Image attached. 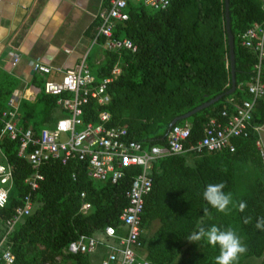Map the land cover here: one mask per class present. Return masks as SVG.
<instances>
[{"label":"trees","instance_id":"obj_1","mask_svg":"<svg viewBox=\"0 0 264 264\" xmlns=\"http://www.w3.org/2000/svg\"><path fill=\"white\" fill-rule=\"evenodd\" d=\"M224 4L225 0H168L164 8L156 9L141 0L128 2L127 18L114 24L112 35L128 37L136 48L103 49L104 60L93 72L95 81L108 75L116 60L121 69L106 86L108 102L99 105L89 100L83 106V120L96 122L97 112L106 110L108 123L125 126L128 138L163 142L174 117L223 93L212 104L174 122L190 124L185 146L194 143L209 117L219 116L222 108L231 109L248 97L246 84L253 75L252 51L241 45L239 34L253 21L264 19L262 2L227 0L235 78V88L227 94L224 91L231 86V72ZM97 40L102 42L103 37ZM42 81L33 79L38 86ZM11 90L0 96V107H4ZM57 96L40 91L32 99L21 97L17 126H30L37 132L42 126L54 125L56 117L64 114L56 104ZM262 98L256 100L252 111L255 124L264 121ZM256 136L249 130L246 136L231 138L232 150L171 155L152 162L151 189L144 195L141 212L139 257L152 264H214L218 248L186 238L201 226L215 224L232 228L246 246L236 264H264V231L255 228L256 219L264 216V170L254 145ZM0 148L12 169L7 199L0 207V264H4L1 254L5 248L13 254L10 264H99L103 248L69 252L67 243L79 234L98 233L106 224L120 232L118 215L127 204L124 191L136 168H128L124 176L111 183L90 178L81 161L70 159L61 164L49 160L38 167L43 178L30 191L23 180L33 169L17 154V140L2 135ZM218 183L225 185V193H232L227 214L203 199L205 187ZM241 184L243 190L238 193ZM28 192L32 200L28 214L8 225L5 220ZM82 201L89 202L85 211L80 209ZM241 201L247 204L243 212L234 207ZM246 217H251L247 224ZM154 222L156 226L151 229Z\"/></svg>","mask_w":264,"mask_h":264},{"label":"built area","instance_id":"obj_2","mask_svg":"<svg viewBox=\"0 0 264 264\" xmlns=\"http://www.w3.org/2000/svg\"><path fill=\"white\" fill-rule=\"evenodd\" d=\"M138 0H109L108 5L97 14L98 23L91 43L100 42L103 49L117 51L122 48L134 51L135 44L126 36L114 37L112 29L115 21L127 18L126 4ZM153 8H164L168 0H141ZM264 8V0H261ZM240 43L252 51L253 75L246 84L247 98L232 105L231 109L222 108L219 116H211L204 123L202 135L194 143L186 145L190 133V124L173 123L165 133L163 142L143 143L127 137L125 126L109 124V112L100 110L98 120L83 121L82 106L89 100L97 104H106L109 94L107 84L120 72L121 64L116 60L108 75L95 81L86 62V54L81 56L73 65L64 69L57 79H43L41 85H32L33 93L44 92L58 95L56 103L67 114L59 117L53 127H43L37 132L30 126L22 128L16 124L17 103L21 95L18 89H12L4 107H0V136L18 142L17 154L26 158L32 173L24 178L29 190H35L43 175L38 167L49 160H58L61 164L73 159L86 165L88 176L98 180L116 182L126 174L128 168H136L130 176L129 184L124 195L127 204L118 215L120 232L112 224H106L95 234H79L67 243L69 252H94L101 247L103 256L99 264H152L149 260L137 254L140 245V220L144 203V195L151 189L150 169L152 162L171 155L193 154L200 155L209 152L232 150L230 139L236 136H246L248 131L255 133L259 124L252 122V111L256 100L264 95V82L261 80L264 63V19L253 21L240 34ZM10 64L15 65L19 56L10 52ZM28 66L42 74H48L50 67L38 57L30 58ZM11 165L6 160L0 148V207L7 199L11 185ZM79 195L84 196L80 191ZM32 205L30 192L22 197L11 216L5 221L12 224L20 216L28 214ZM89 202L82 201L80 209L85 211ZM3 263L10 264L13 254L5 248L1 254ZM164 264V263H163Z\"/></svg>","mask_w":264,"mask_h":264},{"label":"crops","instance_id":"obj_3","mask_svg":"<svg viewBox=\"0 0 264 264\" xmlns=\"http://www.w3.org/2000/svg\"><path fill=\"white\" fill-rule=\"evenodd\" d=\"M108 3L109 0H0V96L8 88H15L21 93L19 99H32L36 94L31 89L34 78L57 79L84 54L90 71L92 64L100 65L104 60L103 47L99 41L91 43V39L97 14ZM92 48L95 53L90 59ZM10 52L19 56L15 65L10 64ZM34 57L50 67L48 74L28 66L27 61ZM63 111L55 122L67 114ZM256 135L254 145L260 156V169L264 170V121Z\"/></svg>","mask_w":264,"mask_h":264},{"label":"clouds","instance_id":"obj_4","mask_svg":"<svg viewBox=\"0 0 264 264\" xmlns=\"http://www.w3.org/2000/svg\"><path fill=\"white\" fill-rule=\"evenodd\" d=\"M223 183L208 184L203 191V199L212 208L218 212L227 214L230 209L229 205L233 203L232 193H225ZM238 211L243 212L247 207L246 202L241 201L238 205H234ZM205 211H207L205 209ZM251 217H246L244 223H249ZM255 228L264 231V216L256 219ZM189 242L203 241L209 247L218 248L219 254L214 257V264H236L239 257L244 254L247 249L242 243L240 237L232 229H222L221 227L213 224L208 228L199 227V229L190 234L186 238Z\"/></svg>","mask_w":264,"mask_h":264},{"label":"water","instance_id":"obj_5","mask_svg":"<svg viewBox=\"0 0 264 264\" xmlns=\"http://www.w3.org/2000/svg\"><path fill=\"white\" fill-rule=\"evenodd\" d=\"M225 31H226V38H227V45H228V57H229V65H230V79H231V86L224 91V94L226 93H230L231 91H233V89L235 88V78H234V60H233V36L232 33L230 31L229 28V23H228V15H227V0H225ZM223 93H218L217 95L209 98L208 100L200 103L199 105L195 106L194 108H192L191 110L185 112L184 114L174 117L170 123L169 126H171L177 119L179 118H183V117H187L190 114L198 111L199 109L208 106L209 104H212L213 102H215L216 100L220 99L222 97Z\"/></svg>","mask_w":264,"mask_h":264},{"label":"rangeland","instance_id":"obj_6","mask_svg":"<svg viewBox=\"0 0 264 264\" xmlns=\"http://www.w3.org/2000/svg\"><path fill=\"white\" fill-rule=\"evenodd\" d=\"M94 53H95L94 48H92V50H90V52H89L88 58L92 59ZM98 65H99V64H95V63L92 64V65L90 66L91 71H92V72H95L96 69H97V67H98ZM239 171H240V172H246V170H245L244 168H243V169L240 168ZM239 171H238V172H239ZM242 187H243V186H242V184H241V185L239 186V188H237L236 191H237L238 193H240V192L243 190ZM155 226H156V222L153 223V225L151 226V229H153ZM97 262H98V261H97Z\"/></svg>","mask_w":264,"mask_h":264}]
</instances>
